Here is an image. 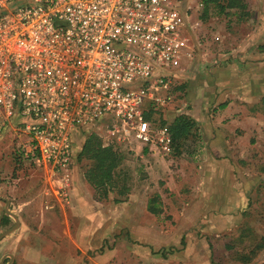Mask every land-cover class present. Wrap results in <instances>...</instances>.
Instances as JSON below:
<instances>
[{
    "label": "built area",
    "instance_id": "obj_1",
    "mask_svg": "<svg viewBox=\"0 0 264 264\" xmlns=\"http://www.w3.org/2000/svg\"><path fill=\"white\" fill-rule=\"evenodd\" d=\"M203 0H0V133L58 181L68 200L76 138L172 152L165 125L144 116L172 100L187 24ZM102 128L104 138L97 132Z\"/></svg>",
    "mask_w": 264,
    "mask_h": 264
},
{
    "label": "rangeland",
    "instance_id": "obj_2",
    "mask_svg": "<svg viewBox=\"0 0 264 264\" xmlns=\"http://www.w3.org/2000/svg\"><path fill=\"white\" fill-rule=\"evenodd\" d=\"M244 1L251 15L243 23L230 12L228 18L224 13L210 15L200 27V33L205 34L200 36L204 50L219 57L237 48L245 31H255L264 22L257 18L258 13L264 16V0ZM218 33H224L228 41L215 42L213 36ZM261 43L264 46V38ZM181 84L176 77L172 100L158 107L167 121L177 109L187 108L182 100H186L184 92L178 88ZM212 105L215 108L218 104ZM258 107L264 112V102ZM160 113L155 116L156 129L160 127ZM23 119L14 113L0 133V196L9 199L10 208L25 220V250L22 244L10 243L13 236L2 238L0 261L7 255L2 264H21L20 260L10 262L8 255L14 251L25 264H54L50 259L63 237L78 242L77 264H242L237 254L247 252L264 236V116L235 131L238 140L232 150L236 151L237 163L233 175L221 163L214 170L215 178H210L211 172L203 173L205 149L199 141L176 157L144 151L134 142L117 144L125 155L121 169L130 177L129 195L119 203L113 202L114 193L106 200L93 199L90 206L83 210L77 207L70 215L44 208L56 203L55 197L44 194L49 186L48 172L20 157L18 139L11 131ZM97 132L104 134L102 128ZM83 139L84 133H80L75 149ZM86 164L75 162L73 173L80 176ZM154 194L161 200L162 212L158 215L146 210ZM7 228L1 225L0 233ZM263 260L264 250L248 264H261Z\"/></svg>",
    "mask_w": 264,
    "mask_h": 264
},
{
    "label": "crops",
    "instance_id": "obj_3",
    "mask_svg": "<svg viewBox=\"0 0 264 264\" xmlns=\"http://www.w3.org/2000/svg\"><path fill=\"white\" fill-rule=\"evenodd\" d=\"M201 14L202 12L199 15H194L187 24L185 31L187 57L183 58L178 68L174 70V74L182 80L186 88V100H182L185 106L187 103L186 110L178 111L177 109L175 114L185 111L195 121L198 129L197 140H188L184 148H188V145H192L195 141L201 142L203 150L205 149L203 173L211 172L208 175L212 179V177L215 178L216 166L220 163L227 168L228 172L234 174L233 165L237 161L234 158L236 151L234 152L232 148L238 140L235 138V131L240 130L241 127L246 129L244 125L249 122L255 124L258 119L264 116L261 107H258V105L263 104L264 98V61L260 60L262 56L264 57V47L259 48L263 44L261 40L264 38V22L261 21L255 31H245L244 40L240 45L237 44V48L233 47L231 50L228 49V52L219 53L218 57L215 53L204 50V45L200 40L201 35L205 37L204 33H200V27H203L204 23L212 17L209 16L207 20L203 21L200 18ZM231 14L234 15V13ZM211 15L218 17L224 14ZM224 16L229 17L227 14ZM234 16L237 18L236 15ZM257 18L264 20L262 13H258ZM238 22L243 23L244 20ZM224 36V33H218L213 37L215 42L223 44L226 39L227 41L229 39ZM183 63L185 64L182 67ZM216 103L218 105L214 108L215 105L212 104ZM157 114V112L154 113L152 118L156 119ZM163 119L167 121V117H163ZM169 122L167 121L166 124ZM202 177L205 179V176ZM47 182L49 186L45 187L44 194L55 197L56 203L46 204L44 206L46 210L59 211L60 215H70L77 207L83 210V208L90 206L94 199L93 189L85 181L83 172L80 176L73 173L71 187L67 191V202H61L60 197L55 194L54 190L58 181L51 178L49 173ZM5 200L8 201V209L18 219L17 228L5 238L13 236V241L10 243L16 246L22 244L24 246L22 249L25 250V220L22 215L20 216L10 208L11 201L2 196H0V227L4 225V227L9 228L15 224L14 217L3 213ZM45 209H41V211ZM199 210L202 209L199 208ZM67 222H70L69 219ZM45 224L48 226L47 222ZM59 241L60 246H57L55 256L50 259L52 260L50 262L54 264H77L76 247L78 242L76 239L63 237ZM66 245L68 246L65 247ZM8 256L11 263L20 260L21 264H25V260L22 256L19 257V253L16 251ZM6 257L7 255L2 256L1 264Z\"/></svg>",
    "mask_w": 264,
    "mask_h": 264
},
{
    "label": "trees",
    "instance_id": "obj_4",
    "mask_svg": "<svg viewBox=\"0 0 264 264\" xmlns=\"http://www.w3.org/2000/svg\"><path fill=\"white\" fill-rule=\"evenodd\" d=\"M230 12L237 16V21H243L250 15L248 5L244 0H203L200 18L205 21L211 14L224 13L229 15ZM263 47V45H260L259 48L262 49ZM178 88L184 92V97H186L184 83ZM156 112L160 113V111L150 109L144 112V116L151 121H155L152 116ZM159 115L160 125H165L166 120L163 119L161 114ZM165 126L171 138L172 152L170 154L174 157L181 155L188 140L197 138L196 123L185 111L175 114ZM82 133H84V139L78 144L74 161L87 162L83 170V177L93 189V198L97 201L106 200L110 197V194L114 193L113 202L124 201L130 193L128 184L130 177L127 172L121 169L125 155L115 145H105L96 133L88 131ZM146 150L144 149V151ZM146 210L153 215L162 212L161 200L158 194L149 197ZM181 243L184 244V239L181 240ZM263 250L264 236H261L247 252L238 253L236 259L242 264H248L256 254ZM161 254H164V252H161ZM261 264H264V260Z\"/></svg>",
    "mask_w": 264,
    "mask_h": 264
},
{
    "label": "water",
    "instance_id": "obj_5",
    "mask_svg": "<svg viewBox=\"0 0 264 264\" xmlns=\"http://www.w3.org/2000/svg\"><path fill=\"white\" fill-rule=\"evenodd\" d=\"M4 203H5V206H4V212H5V214L14 217V219H15V224H14L13 226H11V227L5 229L3 232L0 233V240H1L3 237H5L6 235H8L9 233H11L12 231H14V230L17 228V226H18V219H17L16 215L13 214V213L8 209V201L5 200ZM1 262H2V261H0V264H1Z\"/></svg>",
    "mask_w": 264,
    "mask_h": 264
}]
</instances>
